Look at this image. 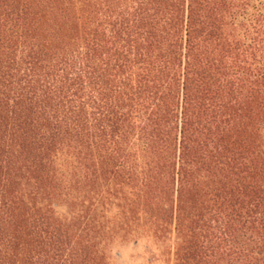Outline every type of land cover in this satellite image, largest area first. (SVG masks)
I'll return each instance as SVG.
<instances>
[{
    "label": "trees",
    "instance_id": "1",
    "mask_svg": "<svg viewBox=\"0 0 264 264\" xmlns=\"http://www.w3.org/2000/svg\"><path fill=\"white\" fill-rule=\"evenodd\" d=\"M264 264V0H0V264Z\"/></svg>",
    "mask_w": 264,
    "mask_h": 264
},
{
    "label": "rangeland",
    "instance_id": "2",
    "mask_svg": "<svg viewBox=\"0 0 264 264\" xmlns=\"http://www.w3.org/2000/svg\"><path fill=\"white\" fill-rule=\"evenodd\" d=\"M150 247L144 243H118L108 252L109 264H164L153 258Z\"/></svg>",
    "mask_w": 264,
    "mask_h": 264
}]
</instances>
